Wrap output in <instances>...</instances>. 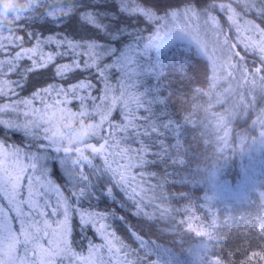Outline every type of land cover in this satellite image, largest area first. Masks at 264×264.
<instances>
[{
	"label": "snow or ice",
	"instance_id": "obj_1",
	"mask_svg": "<svg viewBox=\"0 0 264 264\" xmlns=\"http://www.w3.org/2000/svg\"><path fill=\"white\" fill-rule=\"evenodd\" d=\"M217 13L223 14V21ZM249 14L264 21V0H173L163 6L152 0H35L14 24L0 25V95L5 88L9 95L15 94L16 87L22 86L3 77L19 75L24 80L49 66L56 80L80 71L94 73L101 84L97 88L88 77L67 87L52 83L31 99L0 106V114L15 116L0 119V126L22 133L28 141L23 148H9L0 140V264H180L170 249L145 240L131 225L128 230L140 247L132 249L124 243L107 223L125 220L114 208L79 207L86 197L97 195L150 223L157 215L145 211L147 199L157 208L159 218L169 221L170 231L179 233L186 226L200 238L189 250L195 264H236L235 253L219 247L227 240L218 234L215 212H210L212 219L206 226L197 229L192 225L196 217L191 202L180 213L155 201L166 202L156 189L169 182L168 175H179L184 186L209 181L226 187L221 162L249 144L264 146V27L246 19ZM72 15H78L103 41L49 35L37 38L33 47L23 46L24 37L18 33L29 25L41 21L60 24ZM141 19L153 29L147 36L135 23ZM233 30L234 39L229 35ZM26 35L36 34L26 31ZM185 40L211 63L212 75L207 90H191L195 93L192 99L203 98L204 103L191 104L187 114L177 118L173 97L186 102L187 94L174 88L170 74H162L146 57L152 49ZM42 45H54L55 50L45 52ZM13 46L18 48L14 54L9 51ZM249 54L255 56L251 67L246 61ZM65 57L70 62L56 63ZM25 59L28 66L20 63ZM112 73L117 75L114 83ZM36 99L39 107L33 103ZM115 113L119 120L113 118ZM250 115L255 117L252 129L258 127V135L246 139L241 132L238 150L232 149L231 125ZM169 138L175 145L168 143ZM189 138L214 146V163L188 166L180 157L196 159L191 144L182 149ZM158 161L185 167L145 188L146 169ZM179 195L189 199L186 193ZM257 198L264 200V191ZM203 199L206 208H215L211 204L214 196L205 194ZM249 203L254 202L249 199ZM173 212L185 218L177 219ZM73 218L82 232L95 228L103 242L90 241L86 254L78 251L72 239ZM253 223L259 225L264 238V214L247 222ZM150 254L158 259H149Z\"/></svg>",
	"mask_w": 264,
	"mask_h": 264
},
{
	"label": "trees",
	"instance_id": "obj_2",
	"mask_svg": "<svg viewBox=\"0 0 264 264\" xmlns=\"http://www.w3.org/2000/svg\"><path fill=\"white\" fill-rule=\"evenodd\" d=\"M153 3L163 6L162 4L173 2V0H152ZM256 16V15H255ZM257 17V16H256ZM261 27H264V21H256ZM141 29H144L143 35L147 36L153 29L143 19L135 21ZM27 32H34L36 35L30 38L26 35ZM26 31H20L18 34L24 37V47H33L37 38H45L49 35L54 36H67L76 40L96 38L103 41V37L99 36L93 29L83 24L78 15H72L69 19L60 24L47 23L44 21L31 24L26 28ZM45 52L54 51V45H42ZM18 48L13 46L9 49L14 54ZM244 55V53L242 54ZM3 57L0 56V59ZM146 59L151 60L158 67L161 68L162 74L169 73V78L173 82V87L181 89V94H187L185 101L182 102L177 97H173L174 109L177 113V118L181 115H186L190 110V105L193 103H204L203 98L192 99L195 93L192 89L202 88L207 90L208 78L212 75L211 63L205 58L200 56L193 46H189L184 42H173L165 47L159 49H152L149 52ZM255 60V56L247 55L246 61L249 66H252V62ZM69 58L65 57L57 59L56 63H68ZM24 66H28L30 62L28 60H22L20 62ZM88 77L93 79V82L97 85V88L101 87L99 80L95 77L94 73L77 71L74 74H70L67 79L56 80L54 78V68L49 66L45 69H39L26 76L24 80L20 79L19 75H8L3 77L5 80L19 81L21 87H16L15 94L9 95L7 88L3 95H0V106L15 102L20 99H31L33 94L52 83H58L67 87L69 84L75 83L78 79ZM117 78L116 73H112L113 83ZM94 94H99L94 92ZM47 100L48 98L45 97ZM48 102H51L48 100ZM33 103L39 107L40 100L36 99ZM75 107V103L72 105ZM220 111L219 108L215 109ZM114 119L119 120V113H115ZM0 119L9 120L15 119V116H9L7 112L0 114ZM254 116L250 115L247 119L235 121L229 130V141L232 149L239 148L238 135L241 132L246 133L247 137H255L259 133V128L252 129V120ZM222 134V133H221ZM196 135V133H192ZM0 140L4 142L7 147L18 146L23 148L28 143L26 137L20 133L10 130H5L0 126ZM169 144L175 145V140L169 138ZM191 144L192 149L195 151L196 159H188L181 156L188 166L195 168L197 164L201 167H205L214 163L213 150L214 146L204 144L199 138L193 141L190 138L187 142L182 144V149H188ZM180 152L181 149H177ZM192 151H189V157L192 156ZM226 154H231L226 151ZM99 163V160L96 161ZM222 173L227 178V186H214L211 182L205 181L196 185H181L179 183V175H168L172 173H179L183 171L184 165L178 167L172 166L170 163L156 162L150 164L146 169L144 187L147 188L148 184L155 186L159 178L168 175V183L163 184L162 188H157V194H163L166 198L165 201L156 200V204L170 207L172 209L180 210L183 213V209L189 205L195 210V217L192 220L193 228H200L202 225L206 226L209 220L212 219L210 212L216 213V223L218 234L227 240V243L220 245L219 247L226 249L228 252H233L235 255L232 259L236 264H264V238H262L261 231L258 224H247L248 221H254L255 217L264 214V208L261 207L264 204V200L258 199V195L261 191H264V146L258 144H249L244 151H235L227 161L221 162ZM149 173H155V177L148 175ZM63 175V171L61 170ZM60 175L59 170L56 171V178ZM175 181V182H173ZM186 193L189 199L182 198L179 194ZM214 196L215 199L211 201V204L215 205V208L210 206L206 208L204 195ZM149 195H152L149 193ZM249 199L254 203L250 204ZM145 211L150 215L155 213L157 219L152 222H146L143 219L137 218L130 214L127 210H122L116 205H113L111 200H105L102 196L97 195L94 199L85 198L79 207L89 210L104 211L108 208H114L117 213L125 217L124 221L117 219H110L107 221L111 225L115 233L120 237L124 243L131 246L132 249H139L140 245L138 241L130 234L128 225H131L134 230L144 237L145 240L151 239L161 248L170 249L175 253L176 258L180 261V264H195V257L190 253V249L194 248L200 242V238L195 235L194 232H188L185 226L184 231L174 232L170 231L171 225L167 219H160L157 208L152 203L145 201ZM177 219H183V214L172 213ZM243 217L244 219H241ZM247 224V226H246ZM73 233L72 239L74 241V247L83 253H87L89 242L95 244H101L102 238L96 232L95 228H89L86 231H81L79 222L76 218L72 220ZM255 252L259 255L252 256ZM214 254L219 255L218 250H214ZM107 258L108 253H103ZM142 257L144 252H139ZM149 259L156 261L158 258L155 254H150ZM115 264V262H114Z\"/></svg>",
	"mask_w": 264,
	"mask_h": 264
},
{
	"label": "clouds",
	"instance_id": "obj_3",
	"mask_svg": "<svg viewBox=\"0 0 264 264\" xmlns=\"http://www.w3.org/2000/svg\"><path fill=\"white\" fill-rule=\"evenodd\" d=\"M35 0H0V25H11L29 8Z\"/></svg>",
	"mask_w": 264,
	"mask_h": 264
},
{
	"label": "rangeland",
	"instance_id": "obj_4",
	"mask_svg": "<svg viewBox=\"0 0 264 264\" xmlns=\"http://www.w3.org/2000/svg\"><path fill=\"white\" fill-rule=\"evenodd\" d=\"M221 2H226V0H221ZM162 5H164V4H162ZM235 6V5H234ZM217 15H218V17L220 18V20L221 21H223V19H224V16H223V14L222 13H217ZM246 19H249V20H254L255 22L256 21H261L259 18H257L256 16H255V14H249L247 17H246ZM257 23V22H256ZM258 24V23H257ZM229 35H230V38H235V36H236V33H235V31L233 30V31H231L230 33H229ZM174 42H184V43H186V44H188L189 46H193V48L195 49V45H192V44H189V42L188 41H174ZM173 43V42H172ZM196 50V49H195ZM237 50L238 51H240L241 52V55L244 53L243 52V49L238 45V48H237ZM250 55H252V54H250ZM254 56V55H253Z\"/></svg>",
	"mask_w": 264,
	"mask_h": 264
}]
</instances>
